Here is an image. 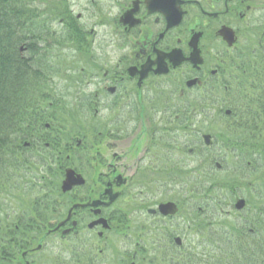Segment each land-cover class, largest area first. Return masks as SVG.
<instances>
[{
	"label": "flooded vegetation",
	"instance_id": "flooded-vegetation-1",
	"mask_svg": "<svg viewBox=\"0 0 264 264\" xmlns=\"http://www.w3.org/2000/svg\"><path fill=\"white\" fill-rule=\"evenodd\" d=\"M149 1L114 0L120 15L118 34L108 40L112 49L96 54L83 49L81 67L69 66L63 72L71 73L69 78L52 85L55 92H48L55 100L73 101L71 107L61 103L60 109L96 117L83 140L68 143L69 163L61 165L63 179L73 167L84 181L64 193L60 206L57 201L58 213L16 261L4 246L0 264H68L70 257L81 255L83 264H103L102 254L115 249L110 237L132 227L135 213L171 201L147 203L138 198L164 190L162 199L169 198L170 179L180 180L187 168L199 174L197 158L204 133L200 123H183L187 110L180 107L181 101L192 94L198 99L218 98V85L232 75L234 51L221 30L235 26L239 34L236 25L245 21L252 5L248 0H182L176 6L184 12L183 19L169 26L161 0ZM130 10L133 17L125 19ZM202 110L195 108L194 114ZM210 114L214 120L212 109ZM35 137L28 140V148L32 141L36 145ZM73 151L80 153V159ZM174 202L180 204L178 199ZM152 214L157 221L170 218ZM102 219L107 220L106 229ZM62 222L61 228L52 230ZM73 243L81 244V255L69 249ZM127 254L134 264L136 252Z\"/></svg>",
	"mask_w": 264,
	"mask_h": 264
},
{
	"label": "trees",
	"instance_id": "trees-1",
	"mask_svg": "<svg viewBox=\"0 0 264 264\" xmlns=\"http://www.w3.org/2000/svg\"><path fill=\"white\" fill-rule=\"evenodd\" d=\"M31 2L35 0H0V194L3 192L9 197L15 191L23 192L32 180L28 174L33 171V166L26 163L29 161L24 159L21 150L26 116L17 112L28 108V104L35 101V96L29 91L28 97L23 99V88H20L23 63L17 61L16 54L12 58L8 56L15 51L19 40L17 32L24 14L30 10L34 13V9L30 8ZM253 42L243 59L247 72L250 71L249 79L253 89L248 91L245 85L239 83V90L236 91L239 96L231 101L237 117L230 119L224 129L226 135L229 127L230 142L250 161H254L253 157L256 158L258 154L264 155V26ZM53 178L52 181L46 178L44 186L56 187L58 179L55 176ZM44 204V210H47L45 213L52 211L49 206L53 202L47 201ZM29 208L27 206L23 209L25 211L8 226L11 239L9 245L17 247L14 252L29 245L39 228L37 215L33 210L28 211ZM255 216L253 232L245 227L232 225L228 228L222 224L216 230L220 235L217 246L201 242L199 249L186 250L181 258L169 264H264V200L259 204ZM199 225L205 226L204 220ZM204 226L199 228L203 229Z\"/></svg>",
	"mask_w": 264,
	"mask_h": 264
},
{
	"label": "rangeland",
	"instance_id": "rangeland-1",
	"mask_svg": "<svg viewBox=\"0 0 264 264\" xmlns=\"http://www.w3.org/2000/svg\"><path fill=\"white\" fill-rule=\"evenodd\" d=\"M48 1L45 0L46 5L43 6L44 9L48 7ZM262 1V0H261ZM259 0H254V4L257 5ZM76 3L74 5V18L78 15V13H82V18L77 20V22L87 29V31H90L92 27H95L97 29L98 37L95 39V48L98 49L99 43H101V49L106 47L108 42V37L111 33H113L116 30V27L118 25V22L115 20V17H118L120 15V11L117 9V7L114 6V4L111 2V0H97V2L88 3L87 0H76ZM105 6V8L103 7ZM248 21V22H247ZM246 21V26L250 28H256L259 25H264V9L262 8H256L254 12H252L248 17ZM60 18H58L54 22V28L57 29L58 33H60L61 25L59 24ZM244 25V24H243ZM242 24H237L236 26L241 29L243 27ZM69 31V30H68ZM72 33V32H71ZM94 37L89 35L90 43L93 40ZM65 43V42H64ZM52 47L58 46V44H55L54 42H51ZM243 46V42L240 44L239 48ZM61 56L59 55V52L57 54L56 60L58 61H70L72 59V56L74 54L75 46L71 42H66L64 46L61 47ZM68 51V52H67ZM78 52V50H76ZM60 56V57H59ZM52 60L55 59V57L51 56ZM67 70V66H65L60 72H64ZM222 94V95H221ZM221 94L219 93V96H224L225 98L229 97V93H227L226 90H222ZM193 95V94H192ZM195 96V95H194ZM48 101H51L48 99ZM54 102H62L61 100H53ZM200 101V100H198ZM201 101H204V104L202 107H207L208 105L205 103L208 100L202 99ZM212 101V108H213V114L219 118V120L223 121V116L221 109L224 111L226 108L231 106V101L229 99H214ZM207 105V106H206ZM56 107V105L54 106ZM54 107H50V110ZM181 108H185L186 115L187 116H193V120L189 121L190 123H197L201 124L204 118V113L199 114L200 112L195 111L194 109L199 108V105H197V100H193L192 98L189 100L184 99L183 104L180 106ZM210 107V106H209ZM53 114V111L50 112V115ZM212 116H207L206 120H209V118ZM60 118H63L62 115H60ZM223 118V119H222ZM203 121L202 122V128L208 130L210 133H212L215 136V145L212 149L214 154L217 155L219 158L218 160L221 161L223 167L222 169L214 170L213 173H220L219 175L222 177H227L229 179V175L237 174L236 171L242 170V173H238L240 177H237L235 179L239 181H245L246 183L250 181V179H255L258 177V173L260 171H252L254 170L250 166H247L245 157H241L239 152L237 150L232 148V145L229 142V150H227L226 147V141L223 139L224 135V129L223 125L218 121L217 126L210 125V121ZM79 121L81 124L78 126V128H84L87 127L89 120H82L81 117H79ZM56 128H60L62 131H65V128L71 126L74 127L72 122H65V121H59L56 122ZM66 126V127H65ZM206 132V131H205ZM66 142V141H65ZM63 146V144H62ZM201 147L205 150L207 153L209 149H205L207 146L204 144V141L202 140ZM59 149H62L64 151H67L63 147H60ZM41 151L43 154H47L48 161L45 163L44 166H41L39 172L34 177V183L36 184L37 188L34 189L32 192L30 189L25 190V194L20 196V199L14 198L13 202H9L7 206H14L15 211H10L9 218H13L16 215L20 214V211L24 206H30L28 211H31V208L35 210L37 208V203L29 205L27 204L30 197V202H35L37 200H41V203H43V200L39 195L42 191H44V184L45 182L41 180L40 178L43 176L48 177L46 172L49 174V167H55L56 161L58 160V150L54 147V144H51L50 147H42ZM31 154H37V151H31L25 152V156L28 157ZM209 154V153H208ZM32 159V158H31ZM205 161V158H202L201 156H198L197 162L198 165H202ZM237 163V166L233 169V163ZM190 167V166H189ZM242 167V169H241ZM219 170V171H218ZM188 174H191V172L188 171V168L186 170ZM261 172H264V165L261 168ZM204 172L200 171V173H195L191 178L187 177L186 179H180L183 180L180 182L179 185H174L171 183V188L168 192V197L162 199V196L165 194V190L161 193L151 194V197L142 196L138 198L139 201L145 200L147 203H153L154 201H160V200H173L176 201L177 199L181 200L183 211L180 214V216L174 218V219H164L158 221L160 223V226H155L157 221V218L152 220L149 218V214L146 211H138L135 213L132 218L133 222L131 223L132 227L127 228L124 227L121 230V233H123L124 236H121L122 238L115 241V247L116 250L114 251L112 249L105 251L101 258L103 259V264H126L124 261L128 259V251L132 255L134 252H136L137 257L135 259V264H157L159 263L157 259L159 256L163 255V250L161 249H170L169 246L176 247L175 243V237H181L182 244L184 248L193 247L195 243L199 242L197 239L200 238L199 234H203L204 228L209 229L211 228L214 232L216 230L217 226L223 222L226 219H235L239 220L241 217L247 215L250 210L246 209L244 211L238 212L234 209V203H232V194L229 191V189H223L219 190L220 197H217L213 194L205 195L204 187L207 188V185L204 186L203 180L206 182V179H204ZM202 180L203 187H200V181ZM170 182H172L170 180ZM175 186H177L176 190H172ZM179 190V192H178ZM253 192H255L253 190ZM240 194L242 196L248 197L250 194L248 192V188H244L243 191H240ZM65 194L57 195L55 198L59 201V206L61 205L60 198L64 197ZM216 197V198H215ZM174 198L176 200H174ZM229 201V203H228ZM232 203V204H231ZM200 208L203 210L201 211ZM60 210V209H59ZM192 210V211H191ZM228 211L230 213H228ZM193 220H192V218ZM6 220V219H5ZM204 220V225L197 224ZM209 222H212L216 224L215 226L208 225ZM245 222V221H242ZM137 226V227H134ZM197 226V227H196ZM203 229H200L203 227ZM200 227V228H199ZM199 230V231H198ZM200 232V233H199ZM215 233V232H214ZM204 235V234H203ZM205 236V235H204ZM209 237L210 236H206ZM217 237H220V235H217ZM212 238V236H211ZM114 240V237H110V242L112 243ZM123 241V243H122ZM139 242V243H138ZM102 245L100 248H103ZM99 252V250H97ZM166 255V254H165ZM164 258H168L167 256H164ZM72 264H83V256H76V258L68 259ZM129 261V259H128ZM127 261V263H128ZM68 264H71V263ZM131 263V262H130ZM128 263V264H130Z\"/></svg>",
	"mask_w": 264,
	"mask_h": 264
},
{
	"label": "water",
	"instance_id": "water-1",
	"mask_svg": "<svg viewBox=\"0 0 264 264\" xmlns=\"http://www.w3.org/2000/svg\"><path fill=\"white\" fill-rule=\"evenodd\" d=\"M169 11H170V9H169ZM172 20L178 22V20H180V15L178 17V20H176V19L174 20V19L170 18V22H172ZM232 33L233 32H231V34ZM72 174H74V171L73 170H69L68 171V177H67V179L64 182V189L65 190L71 188L74 184L81 182V181H76L75 179H73L72 177H70ZM168 207L171 208V212H175L176 211V207H175L174 204L162 205L161 206V209L164 210V208H168ZM168 211H169V209H166L165 210V212H168Z\"/></svg>",
	"mask_w": 264,
	"mask_h": 264
}]
</instances>
